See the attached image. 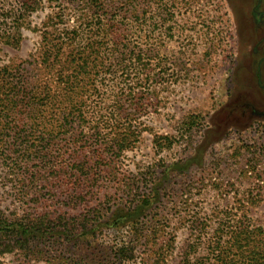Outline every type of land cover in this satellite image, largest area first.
<instances>
[{"label":"rangeland","instance_id":"374dc122","mask_svg":"<svg viewBox=\"0 0 264 264\" xmlns=\"http://www.w3.org/2000/svg\"><path fill=\"white\" fill-rule=\"evenodd\" d=\"M20 1L0 0V21L22 23L18 48L2 44L11 30L0 29V66L31 70L33 65L24 62H34L44 38L70 36L83 26L88 0H33L27 11H19ZM127 5L119 3L112 13L103 9L100 14L118 22L123 29L120 45L142 59L137 79L122 84L120 98L127 119L142 131L138 142L119 158L115 177L103 178L75 209L63 206L62 197L50 201L53 194L43 184L38 190L47 206H53L49 211L72 217L100 209L105 216L156 189L159 198L152 201L150 213L166 217L160 221L162 235L174 240L166 260L177 264L187 245L211 236L224 213H245L251 224L264 228V0H129ZM70 49L65 44L60 54ZM118 68L112 57L98 61L93 84L98 94L109 92L120 75ZM42 79L51 82L52 76L43 74ZM157 138L161 147L153 143ZM180 162L187 167L183 172L168 169ZM5 176L0 169V211L18 216L29 201H18ZM117 181L134 184L131 192L117 191ZM133 240L127 224L119 231L103 228L91 242L92 249L100 246L109 258L113 247ZM134 245L132 262L144 264L149 247ZM47 249L68 257L65 243ZM196 256L203 258L204 253L196 251ZM0 261L46 264L15 253Z\"/></svg>","mask_w":264,"mask_h":264},{"label":"trees","instance_id":"16d2710c","mask_svg":"<svg viewBox=\"0 0 264 264\" xmlns=\"http://www.w3.org/2000/svg\"><path fill=\"white\" fill-rule=\"evenodd\" d=\"M128 2L88 0L83 26L70 36L44 38L34 62H24L33 65L31 70L0 66V169L5 170L18 201H29L18 216L0 211V259L15 253L46 264H134L135 241L149 247L144 264L170 263L166 259L174 240L165 239L160 223L166 217L156 211L150 213L152 201L159 198L156 189L129 205L115 206L108 215L103 216L105 212L100 209L72 217L49 211L53 206H47L43 191L38 190L43 184L45 192L53 194L50 201L62 197L63 206L75 209L88 196L85 194L98 189V182L115 177L119 158L138 142L142 131L127 119L120 98L123 85L138 76L137 64L142 59L140 53H126V47L120 45L123 29L118 22L100 14L103 9L112 13L119 3L128 7ZM32 5L33 0H21L18 9L27 11ZM21 24L18 19L0 21V29L8 26L11 30L1 40L4 46L19 47ZM65 44L71 49L62 55ZM106 56L117 60L120 75L118 82L108 86L109 92L100 95L93 87L97 81L94 72L98 61ZM29 71L33 74L27 77ZM43 74H50L52 81H44ZM162 138L169 147L168 137ZM153 143L161 147L158 138ZM185 167L180 162L168 169L183 172ZM116 183L117 191L127 193L134 185ZM127 224H131L133 241L120 242L111 249L109 258L102 255L100 246L92 249L98 231H119ZM197 232L200 236L201 231ZM54 243H65L68 257L47 249ZM196 251L203 252V258H197ZM177 264H264V228L251 224L245 213H224L211 236L200 244L187 245Z\"/></svg>","mask_w":264,"mask_h":264}]
</instances>
